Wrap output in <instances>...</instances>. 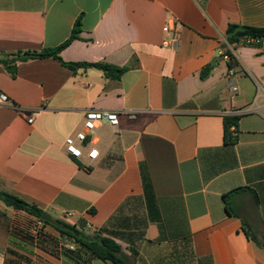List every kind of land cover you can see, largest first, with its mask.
Here are the masks:
<instances>
[{"label": "crops", "instance_id": "obj_1", "mask_svg": "<svg viewBox=\"0 0 264 264\" xmlns=\"http://www.w3.org/2000/svg\"><path fill=\"white\" fill-rule=\"evenodd\" d=\"M229 24L264 27V0H0V56L57 48L78 28L64 62L127 68L117 80L53 58L0 64L14 103L0 104V190L115 241L124 264H264V42L238 45L230 69ZM91 111L118 125L99 126L80 162L65 140ZM38 220L0 202V264H113L50 226L36 238Z\"/></svg>", "mask_w": 264, "mask_h": 264}, {"label": "trees", "instance_id": "obj_2", "mask_svg": "<svg viewBox=\"0 0 264 264\" xmlns=\"http://www.w3.org/2000/svg\"><path fill=\"white\" fill-rule=\"evenodd\" d=\"M79 29L75 28L71 34V36L59 47L57 48H47L42 50L41 52L35 51H26V52H18L15 54L0 56V64L10 67L15 65L17 62H26L29 60H36V59H46V58H53L58 60L63 66L71 70L72 72L76 73L78 70H86L89 68H97L104 72V74L108 77H114L115 79H119L121 75L127 70V68H114L111 65L103 64V63H66L64 62L61 57L60 53L63 49L68 47L74 40L79 38L78 36ZM226 43L232 48L227 49L225 52L226 55L230 57V61L228 66L230 69H233L236 65V58L233 54V50L240 44L243 45H253L256 43L250 42V40L258 41V44L264 42V27H254V26H246V25H239V24H229L226 35H225ZM211 67H206L201 72V79H206L209 74L211 73ZM239 117L235 116H227L225 117V144L232 145L235 144L237 138L233 136L231 128L234 126L235 128L238 125ZM229 196L230 194H225L223 196V200L226 204L227 210L229 209ZM0 202L4 204L6 207L11 208L16 211H24L25 213L41 220L44 211L36 207L35 205H31L19 197L0 190ZM45 226H50L57 230L64 236L72 239L76 244L80 245L81 247L87 249L92 255L96 258L104 261V262H111L113 264H124L125 256L122 253V248L118 245L115 241L101 237V236H88L76 227L67 225L65 223L59 222V226L50 225L47 222H44ZM247 236L250 238L251 235L249 231H245ZM40 236L37 235L36 238ZM253 239L255 237L252 236ZM35 238L33 236L27 237V244L30 246L33 244V240ZM42 246V242H39ZM191 255L194 258V254L192 249ZM67 256L71 257L72 251L65 250L64 252Z\"/></svg>", "mask_w": 264, "mask_h": 264}, {"label": "built area", "instance_id": "obj_3", "mask_svg": "<svg viewBox=\"0 0 264 264\" xmlns=\"http://www.w3.org/2000/svg\"><path fill=\"white\" fill-rule=\"evenodd\" d=\"M164 32H168V27H165L163 29ZM174 40H172L173 42ZM252 43H258V41L250 40ZM227 44V43H226ZM164 47L170 46V41L166 40L163 43ZM228 49H232L227 44ZM222 58L224 61L229 62L230 57L226 54H222ZM230 76H234V73L232 71L229 72ZM236 90V89H235ZM0 104L2 105H9L14 106L13 101L7 97L4 93L0 92ZM21 114L27 118L28 123L32 124L34 122L35 113L28 112V111H21ZM232 116H236V113L232 114ZM108 123L112 127H115L118 125V116L116 113L108 112V111H91L86 114L85 121L83 124V128L80 132H78L74 137H69L65 140V149L66 152L75 160L83 162L84 159V152L86 149L89 148V145L91 144L93 138L92 135L96 131V129L105 124ZM231 131L233 133V136L237 135V132L234 127L231 128ZM79 144L81 146H79ZM99 151L95 148H92L88 150L86 153V157L89 161H93L97 158ZM44 223L42 220H38L35 228L32 230V234L34 236H37L40 232V230L43 228Z\"/></svg>", "mask_w": 264, "mask_h": 264}, {"label": "water", "instance_id": "obj_4", "mask_svg": "<svg viewBox=\"0 0 264 264\" xmlns=\"http://www.w3.org/2000/svg\"><path fill=\"white\" fill-rule=\"evenodd\" d=\"M7 70L8 71H14L15 67H9V68H7ZM41 220L44 221V222H47V223H49L50 225H53V226H59L60 225L59 221L53 219L52 216L50 214H48V213H44L42 215V217H41Z\"/></svg>", "mask_w": 264, "mask_h": 264}, {"label": "rangeland", "instance_id": "obj_5", "mask_svg": "<svg viewBox=\"0 0 264 264\" xmlns=\"http://www.w3.org/2000/svg\"><path fill=\"white\" fill-rule=\"evenodd\" d=\"M2 204V203H1ZM4 205V204H3ZM2 212V211H1ZM7 217H9L10 220H14V221H19L22 219V217L16 213H10V214H7ZM31 223V221H30ZM30 226H32V223L30 224ZM33 227V226H32ZM31 227V228H32Z\"/></svg>", "mask_w": 264, "mask_h": 264}]
</instances>
